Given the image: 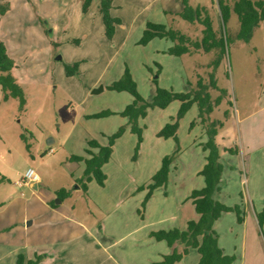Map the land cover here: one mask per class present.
Here are the masks:
<instances>
[{
    "label": "rangeland",
    "instance_id": "374dc122",
    "mask_svg": "<svg viewBox=\"0 0 264 264\" xmlns=\"http://www.w3.org/2000/svg\"><path fill=\"white\" fill-rule=\"evenodd\" d=\"M83 1L29 0L37 10L20 18L21 25L8 27L13 33L10 36H16L27 52L19 61L22 73L18 82L26 101L22 105L18 98L5 100L0 87V180L6 179L0 182V264H16L19 255L34 260L36 253L43 257L39 264H153L171 252L165 242L150 236L180 226L178 197L182 188L173 181L168 189H157L146 209L142 202L148 190L138 189L152 183L163 158L178 147L174 140L157 135L169 117L177 115L180 102L151 112L143 126L145 142L137 160H133L136 135L125 137L117 145L113 161L103 169L108 177L106 187L93 180L85 193L77 183L84 176L85 166L69 160L84 155L88 141H99L102 133L114 134L125 120L119 115L105 119H87L86 115L125 109L132 96L106 90L105 86L118 81L126 66L148 101L154 96L153 81L161 74L159 86L178 93L197 90L200 83L206 85L213 101L219 99L220 104L206 124L199 118L197 105L191 108L182 123L179 141L186 138L189 126L205 138L211 122L223 123V127L217 126L216 137L225 166L223 202L244 211V198L253 210L250 190L256 207L264 198V22L250 41H240L237 14L232 12L225 30L219 0H189L193 7L208 9L217 34L225 37L227 32L230 45L219 59V50L174 57L165 53L174 45L170 40L155 39L147 46L137 43L143 35L141 25L149 3L154 8L160 2L177 11L178 7L183 9V0H116L122 8L115 7L111 15L123 20L124 25L116 27L112 41L106 38L100 0H95L87 13L83 12ZM224 1L233 7L237 0ZM1 7L5 9L3 14ZM8 10L9 4L0 3V16ZM45 15H51L56 23L55 34H50L55 24L48 25L50 19L43 18ZM152 17L160 23L161 18ZM29 19L41 21L40 29H45L51 39V51L45 52L46 42L25 37L29 29L38 28ZM162 24L194 42L203 38L204 27L199 23L173 16ZM75 64H79V71L69 76L66 68ZM158 65L162 67L160 75ZM178 157L173 165H179L180 173L175 175L181 177L189 171L182 169L188 162ZM29 169L41 178L37 190L25 179ZM60 189L72 196L61 201L57 196ZM59 200L56 208L62 215L53 219L46 204L52 206ZM248 215L244 230V222L239 223L233 212L216 223L221 245L227 255L235 257L234 264H264V224L260 227L253 215ZM35 220L36 224L28 226ZM243 241L248 244L245 258L241 256ZM46 254L51 256L46 259ZM199 259L193 251L182 264H196Z\"/></svg>",
    "mask_w": 264,
    "mask_h": 264
},
{
    "label": "trees",
    "instance_id": "16d2710c",
    "mask_svg": "<svg viewBox=\"0 0 264 264\" xmlns=\"http://www.w3.org/2000/svg\"><path fill=\"white\" fill-rule=\"evenodd\" d=\"M94 0L83 1V12L87 13ZM184 7L180 12L179 17L191 24L199 23L204 27L203 38L200 41H192L189 36L179 30L168 28L162 23L147 22L143 35L139 42V46H147L155 39H167L174 45L171 46L165 53L170 56L182 57L184 55H194V51L203 50L206 54L219 50L222 58L226 51V46L230 45V41L226 32L225 37H220L210 17L206 7H192L187 0L183 1ZM221 19L225 27L230 20L232 12L237 14L240 30L237 40L250 41L254 31L264 22V0H237L233 7L224 0L218 1ZM113 9V0H100V14L102 16L105 27L106 38L112 41L116 35V27L122 24L118 18L111 15ZM1 13H5L4 7H1ZM217 59V60H218ZM215 60L214 62L216 63ZM218 63V61H217ZM15 68V61L9 56L6 45L0 40V87L5 95V100L9 98H18L22 105L25 104L24 93L22 87L11 74ZM158 74H161L162 67L158 65ZM79 64L73 67H67L66 72L69 76L75 75L79 70ZM156 85L153 98L148 101L140 93L138 84L135 81L130 69L126 66L122 77L107 86L109 91L118 93H129L133 101L120 112L104 110L99 113L87 115V119H103L111 116L119 115L122 118L128 119L126 126H121L114 134L107 137L108 144L103 146L97 140L88 141V148L85 154L81 156H72L69 160L73 163H83L85 166L84 176L78 180L80 188L88 193V184L93 180L101 187H105L108 179L103 168L112 159L114 146L116 141L120 139L128 127L131 128L132 134L137 136V145L133 160H137L141 146L144 142V127L140 125V120L148 116L149 110L167 109L173 102H180V108L175 117L170 118L163 129L158 133L159 138L173 139L177 143V149L173 154L163 158L161 168L152 177V183L139 187L138 191L148 190L147 195L142 202V208L146 209L154 192L162 187H166L169 182L171 165L175 162L181 152L177 132L180 121L187 115L190 109L197 105L199 108V118L203 124L210 120L211 114L219 106L220 100L213 101L211 94L208 92V87L204 84H198V89H192L188 93H178L173 89H165L159 86L158 79H154ZM212 87L216 88L212 81ZM193 126V125H192ZM217 126L223 127V123L213 121L207 128L208 140L202 145L203 150L207 153L206 165L200 172L204 177L205 186L200 190H195L190 196L196 212L200 215L198 221H189L185 230L171 229L152 232L151 237L158 242H165L168 247L173 248L179 244L183 246V252L179 253L176 249L169 255L163 256L162 261L153 264H177L181 262L190 250H196L200 255L198 264H233L234 256L227 255L219 245V235L214 229L216 222L225 213H236L239 223L244 222V211L240 206L230 207L217 200L216 196L222 188V177L224 165L221 162L219 147L216 143L218 135ZM235 154L236 150H229ZM4 177L0 182H5ZM57 196L61 201L70 197V193L66 189L57 191ZM53 207H57L52 203ZM142 215V211L139 210ZM257 220L260 227L264 224V209L257 214ZM43 260L42 256H36L34 260H27L24 255H19L16 264H39Z\"/></svg>",
    "mask_w": 264,
    "mask_h": 264
},
{
    "label": "crops",
    "instance_id": "0c3cea01",
    "mask_svg": "<svg viewBox=\"0 0 264 264\" xmlns=\"http://www.w3.org/2000/svg\"><path fill=\"white\" fill-rule=\"evenodd\" d=\"M39 1H41V0H39ZM54 1H56V0H43L42 3H53ZM183 1H182V4H183ZM187 1L190 4L189 0H187ZM161 2H162V0H161ZM0 3H7V4H9V10H8V12L4 16H0V28H3L1 30V32H0V40L6 45L9 56L15 61V68L12 70L11 74L16 79V81L19 82L20 81V78H21V73H22L20 71V69H19V61H22L23 57L25 56V54H27V52L25 51V48H24V45H22V42L16 36L15 37L14 36L13 37L10 36V34H13V33L11 32V30L8 29V27L9 26L12 27V25H14V24L21 25L22 23H20V21H19L20 18H22L26 13L29 14V16H30V11H34V10L36 11L37 8L36 7L33 8V5L31 4V2H29V0H0ZM178 6H179V4H178ZM115 7L117 9H121L122 8V6H120V4H116V0H113V9ZM183 7H184V4H183ZM194 8H196V7H194ZM180 10L181 9H179V7H178L177 11H174L172 8L166 7L163 4H161L160 2H158L155 5V7L153 8V6L149 3L148 6L145 8V12L147 13V16L145 17V19L143 20V23L141 25L144 28L143 31L145 30V26H146V23L147 22H149V21L155 22V19H152L153 18L152 17L153 15H156L157 18H161V19H159L160 20L159 21L160 23L161 22L162 23H164V22L166 23L168 17H173V16H178L179 17V14H180V12L183 9L181 11ZM111 13H112V11H111ZM43 18H49L50 19L49 23H47L48 25L52 26L51 23L55 24L54 25V29L50 31V34H55L56 31H57V27H56V23H54L52 21L51 15H45ZM118 19H120V18H118ZM28 21H31V19H29ZM36 21L37 20L35 19L34 21H31V22H33V24L38 25V28L37 29H32V30L29 29L28 33L26 32L25 37L26 38L33 37L35 39H39L41 42H46L47 44H46L45 49H44L45 52L46 51H51V48H52L51 39H49L48 38V35L45 34V29H40V26H41L40 23H41V21L38 20L39 21L38 23H36ZM121 21L123 22V20H121ZM155 23H157V22H155ZM122 25H124V23L121 24V26ZM31 32L33 34H31ZM116 34H117V31H116ZM115 37H116V35H115ZM184 56H193V55H184ZM18 76H19V78H18ZM133 77H134V75H133ZM162 78L163 77H162V74H161V76L158 78L159 79L158 80L159 83L162 81ZM163 88L168 89L166 87H163ZM105 89H106V86H105ZM188 92H190V90L187 91V93ZM154 94H155V90H154ZM132 101H133V98L131 97V99H130V101H128L127 105H129ZM195 107H196V105H194L192 108H195ZM155 110L156 109L149 110L148 116L145 119H141L140 120V125L142 127L143 126L145 127V125H144L145 121L150 117L151 112L153 113ZM158 110H162V109H158ZM164 110H166V109H164ZM186 116L179 123V129H178V132H177L178 139H179V132L181 130L182 123L185 120ZM103 119H105V118H103ZM123 119H125V120L122 121L121 126H126L127 123H128V119H126V118H123ZM169 122H170V117H169ZM121 126L119 125V127H121ZM162 129H163V127L160 128V130L158 131V133ZM197 131H199L197 128H195V127L192 128V127L189 126V128L187 130L186 138H181V142L179 141L180 142V146H182L181 147V152L179 154V157H182L181 158L182 159V162H188L187 164H185V166H182V169H184V170L185 169H188L189 171H184L181 174V177H179V176L175 175V173H180V167H179V165L178 166H174L173 165L174 163H173L171 165V172H170V176H169V182H168V184H167L166 187H162V188L168 189L171 186L172 182L175 181L173 183H175V184L177 183V185L179 184V186L182 188V194H181V196L178 197V208H179L178 211L180 213L179 216H181L180 226L177 227V228H173V229L185 230L187 228V225H188V222L189 221H198L200 219V215L196 212L195 206H194L192 200H190V196H191V194H192L193 191L200 190V189L204 188V186H205L204 177L200 175V172L202 171V169L204 168V166L207 163V161H206L207 153L204 150H202L203 149L202 148V145L207 142L208 137L205 136V138H203L201 132H197ZM195 132L198 133V135H195L194 134ZM112 134L113 133H111V134L102 133L100 135V140L98 142L101 145H103V146L107 145L108 144L107 137L110 136V135H112ZM133 135L134 134H132L131 128L128 127L126 129L124 135L120 139H118L116 141V144L114 146V152H113V155H112V159L110 160V162L108 164H106L104 166V168L113 161V157L115 155V148L117 147V145L121 141H123L125 139V137H127V136L128 137H133ZM190 136L192 137V139H190ZM193 136H195V137H193ZM161 139H163V138H161ZM163 140H165V139H163ZM167 140H173V139H167ZM144 142H145V132H144ZM144 142H143L142 146L144 145ZM136 143H137V139L135 141V146L137 145ZM142 146H141V149H142ZM141 149H140V151H141ZM201 153H203V156L202 157H201ZM222 159L223 158H221V160ZM195 163H197V165ZM80 164H83V163H80ZM173 175H175V176H173ZM224 175H225V166H224V172H223V177H222V187H223V178H224ZM107 181H108V179H107ZM107 181H106V184H107ZM244 182H246V180L243 181V183ZM32 186H33V189L35 190V186L36 185H32ZM105 187H106V185H105ZM88 192H89V186H88ZM222 194H223V191L221 189L220 193L216 196V198L221 203L227 205L222 200ZM71 196L72 195L70 194V197ZM154 197H155V192H154L152 198L150 199L147 207L151 204V202L154 199ZM250 197L252 199V209L253 210H251L249 208V202L247 201V198H244L243 199V203H244L243 205H244V209H245L244 210L245 211L244 212V216L246 217L244 223L242 224L243 230L246 227L247 217L249 216L248 214L253 215V217L255 219V223H258L257 214L260 213V211L264 209V198H262V199L259 198L260 199L259 207H256V202L254 200V195L252 194L251 190H250ZM227 206H229V205H227ZM46 207H49V209L51 210L50 215L53 217V219H55L57 216L61 217L62 214L60 213V211L56 207L49 206L47 204H46ZM230 207H232V206H230ZM257 208H259V209H257ZM226 214H228V213L223 214L222 217L224 215H226ZM222 217L220 219H222ZM220 219L216 223H218L220 221ZM35 222L37 223V220L33 221V224H31V225L36 224ZM214 229L217 232L216 224L214 226ZM165 231H167V230H165ZM219 245L224 250V252L226 253V250L221 245V238H220V236H219ZM247 247H248V244L245 241H243L242 242V250H241L242 251L241 252V254H242L241 256H243V258H245L244 257V254H246V252H247ZM175 249L179 253H182L183 252V246L182 245H179V244H176V245H174L173 248H170L169 247V250H171V252L168 251L165 255L171 254ZM193 251L194 252H197L196 250H190L189 253L186 256H184L183 260L181 262L177 263V264H182L183 261L185 259H187V257H190L192 255ZM35 256H39V255L36 253ZM49 256H51V255L46 254L45 255V258L47 259V258H49ZM160 261H162V260H160ZM199 261H200V259H199ZM199 261L196 264H198Z\"/></svg>",
    "mask_w": 264,
    "mask_h": 264
},
{
    "label": "built area",
    "instance_id": "2783aa9c",
    "mask_svg": "<svg viewBox=\"0 0 264 264\" xmlns=\"http://www.w3.org/2000/svg\"><path fill=\"white\" fill-rule=\"evenodd\" d=\"M25 179L28 183H31L32 185H38L41 183L40 176L33 170L29 169L25 174ZM19 186H23V183H19Z\"/></svg>",
    "mask_w": 264,
    "mask_h": 264
},
{
    "label": "water",
    "instance_id": "95a60500",
    "mask_svg": "<svg viewBox=\"0 0 264 264\" xmlns=\"http://www.w3.org/2000/svg\"><path fill=\"white\" fill-rule=\"evenodd\" d=\"M156 79H158V77H156ZM37 189V186H35V190ZM59 203H61L60 202V200H59V202H57V203H55L56 205H58ZM31 224H30V222L28 223V226H30Z\"/></svg>",
    "mask_w": 264,
    "mask_h": 264
}]
</instances>
